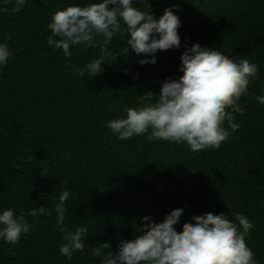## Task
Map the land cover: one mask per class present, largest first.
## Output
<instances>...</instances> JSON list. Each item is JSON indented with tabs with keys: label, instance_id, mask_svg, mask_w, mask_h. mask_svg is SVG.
<instances>
[{
	"label": "trees",
	"instance_id": "16d2710c",
	"mask_svg": "<svg viewBox=\"0 0 264 264\" xmlns=\"http://www.w3.org/2000/svg\"><path fill=\"white\" fill-rule=\"evenodd\" d=\"M90 2L98 0H26L12 13L14 4L0 0L9 9L0 11V43L12 52L0 65V211L42 206L52 213L28 216L33 226L16 245L0 239V264H101L91 255L99 243L115 252L142 224L160 222L174 208L183 209L177 231L193 214L224 213L233 220V213L243 214L253 224L245 241L264 264V104L255 99L264 96V0H134L157 18L171 8L181 21V47L157 51L156 63L144 65L138 60L145 56L129 48L126 58L105 59L92 78L75 75L69 65L83 67L100 56L99 48L73 45L65 57L47 44L56 10ZM126 40L114 34L110 52H122ZM193 43L258 66L249 94L238 102V130L219 148L199 153L148 134L118 139L106 122L182 75L179 57ZM63 190L72 193L64 226L88 228L84 251L71 260L59 252L54 210Z\"/></svg>",
	"mask_w": 264,
	"mask_h": 264
},
{
	"label": "clouds",
	"instance_id": "9594fccd",
	"mask_svg": "<svg viewBox=\"0 0 264 264\" xmlns=\"http://www.w3.org/2000/svg\"><path fill=\"white\" fill-rule=\"evenodd\" d=\"M143 2L139 0V4ZM25 3L26 0H3V5L14 4L12 13L20 12ZM134 4V0H98L58 9L47 24L51 32L47 44L62 50L65 57L72 56L73 45L99 48L100 56L83 67L69 65L75 75L87 74L90 78L102 72L101 63L105 59L114 60L118 55L126 58L129 48L137 57L145 56L138 60L144 65L156 63L154 54L157 51L181 47L178 32L181 21L171 8H165L157 18L150 9L141 11ZM0 11L8 12L9 9L0 6ZM117 33L127 37V46L114 54L109 46ZM10 55L8 45L0 43V65L6 66ZM179 59L182 75L161 82L158 94L144 92L139 106L127 107L124 117L106 122L118 139L148 134L149 140L186 143L191 152L199 153L219 148L238 130L235 114H243L238 102L249 94V85L257 76L258 66L244 58L237 62L217 48L199 43L185 45ZM255 99L264 104V96H255ZM66 184L64 181L61 188ZM71 196L70 191H61L54 207L57 230L63 240L59 252L69 260L74 253L84 251L88 234L87 227L70 230L64 226L68 211L66 201ZM38 214L49 218L52 215L42 206L27 212L21 210L19 214L12 208L3 209L0 211V239L16 245L21 235L27 234L33 226L27 217L35 219ZM182 214V208H174L162 221L142 224L136 229L139 234L120 241L117 251L105 252L111 245L101 242L92 249L91 255L100 258L101 264H258L256 253L245 241L253 224L243 214L233 213L234 220L224 213L193 214L177 231L174 226ZM10 253L14 255L11 249Z\"/></svg>",
	"mask_w": 264,
	"mask_h": 264
}]
</instances>
